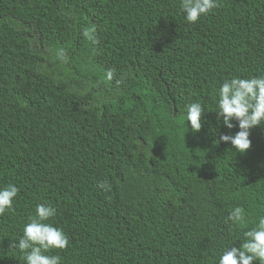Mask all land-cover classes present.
I'll return each mask as SVG.
<instances>
[{
  "label": "trees",
  "instance_id": "trees-1",
  "mask_svg": "<svg viewBox=\"0 0 264 264\" xmlns=\"http://www.w3.org/2000/svg\"><path fill=\"white\" fill-rule=\"evenodd\" d=\"M216 2L189 24L181 0H0V190L18 189L0 264H26L10 244L38 205L68 238L46 253L60 264H219L245 242L264 218V124L242 154L217 102L225 80L264 77V0Z\"/></svg>",
  "mask_w": 264,
  "mask_h": 264
},
{
  "label": "clouds",
  "instance_id": "clouds-1",
  "mask_svg": "<svg viewBox=\"0 0 264 264\" xmlns=\"http://www.w3.org/2000/svg\"><path fill=\"white\" fill-rule=\"evenodd\" d=\"M182 12L189 24H195L201 16L207 15L219 7L216 0H181ZM95 26L83 30V37L93 44H98ZM57 60L67 63V53L64 49L56 52ZM114 70L106 73V78L113 79ZM218 116L223 120L224 126L232 129L233 120L238 122L240 131L236 135L220 136V141L230 143L238 152L246 153L251 148L249 139L250 130L264 124V77L225 80L219 90ZM203 109L199 103H191L186 108V119L190 122L193 132L198 133L202 128ZM99 188L110 191V185L101 182ZM18 195V189L9 185L0 190V216L13 208V201ZM36 215L29 219L23 228V236L18 243L10 244L23 255L21 259L26 264H60L58 256L46 255L50 250H66L68 238L60 229L46 222L56 215L54 208L38 205ZM229 219L233 224L244 226L245 212L242 208H235L230 212ZM244 243L239 248L232 247L226 250L219 264H264V218L252 230L244 233Z\"/></svg>",
  "mask_w": 264,
  "mask_h": 264
}]
</instances>
